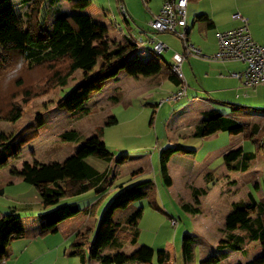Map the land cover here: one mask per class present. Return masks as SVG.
<instances>
[{"label": "rangeland", "instance_id": "rangeland-1", "mask_svg": "<svg viewBox=\"0 0 264 264\" xmlns=\"http://www.w3.org/2000/svg\"><path fill=\"white\" fill-rule=\"evenodd\" d=\"M92 1L102 4L104 9L102 14L94 15L93 20H101L113 35H121L120 32L128 35L125 21L133 29L142 28L147 33L140 34L144 40V48L131 47L130 52L136 50L149 58L152 45L147 38L165 43L161 39L170 37L181 46L178 36L156 33L149 26L151 11H154L159 0H134L132 4L137 20L121 15L118 9L120 0ZM253 1L202 0L200 4L209 11H215V20L238 24L231 17L236 9L231 11V7L235 8L236 3L242 2L250 5ZM46 4L47 15L44 22L50 27L56 5L50 0ZM193 6L188 3L189 11L186 16L190 25L193 18L189 13L191 8H195ZM260 12L257 18L264 26V8ZM253 16L254 20L249 24L252 23L257 29V18L254 14ZM205 24L204 21H199L192 28L191 40L197 46L216 38L214 29L206 28ZM166 45L169 49L161 57H157L163 60L161 72L157 76L134 77L123 70L119 71L101 88L90 92L84 103L83 115L79 118H72L71 111L59 107L58 103L79 82L105 66L103 59H99L88 70H76L66 85L31 101L17 120L0 121V131L8 135H14L28 124H32L34 128H29L38 133L35 139L23 147L18 158L11 159L8 164L0 167V218L14 213L21 219L23 232L28 238L11 240L15 249L21 248L16 244L26 249L19 254L18 264H99L96 260L89 262L88 258L92 239L98 230L104 228L100 218L118 191L134 183L150 180L152 186L149 194L115 210L112 219L123 222L136 209L142 208V215L134 227L138 234L137 243L134 246L126 244L120 252L134 258L139 248L149 246L154 251L153 264L158 262L160 249L168 251V264H203L211 255H218L219 246L227 242L224 219L231 210L232 203L247 201L249 194L257 201H264V137L258 147L250 138L244 139L240 132L219 131L205 137L194 135L195 126L201 121L202 111L212 109L230 114L240 122H256L264 127V86H259L254 91V87L243 85L237 92L239 96L218 90L222 87L218 83L220 74L227 76L230 70H241L245 65L236 61H215L210 58L212 54L208 55L203 51L201 56L191 54L183 58L184 65L180 69L185 78V94L177 98L174 94L178 87L166 77L167 64L170 63L171 55L177 51ZM177 53L180 54L181 51ZM212 64H225V68L213 70L210 67ZM223 78L226 80L231 77L228 75ZM230 104L243 107L239 112H234ZM110 117H115L116 122L107 124ZM98 127L103 128L102 140L112 155L109 165L112 168L111 176L114 175L107 180L106 191L101 198L97 197L94 190H89L76 196L64 195L55 203L43 204L40 195L31 184L23 180L22 175H12L13 168L21 170L26 162L31 165L60 162L76 154L87 138L96 135ZM70 131L77 133L75 140L62 137L63 133ZM175 144L194 152H177L170 157L168 173L173 182L169 186L161 175L160 152ZM237 148L256 153L246 171L231 170L226 165L224 154ZM87 161L99 171L108 165L94 155L88 156ZM202 189L205 192L197 195L193 192ZM182 202L198 209V213L186 211ZM65 203H75L80 211L62 221L57 231L46 233L42 237H28L32 236L31 229L38 225L41 213ZM153 203L158 208L152 206ZM172 220L176 223L172 224ZM186 233L195 236L191 260L184 256L181 249ZM249 246V250L246 248V255L228 252L226 259L211 261L209 264H237L238 260L243 262L258 255V249L261 248L258 243L250 241ZM73 249L78 250L76 255L69 254ZM108 250L105 248L103 251ZM128 264L138 263L131 260Z\"/></svg>", "mask_w": 264, "mask_h": 264}, {"label": "trees", "instance_id": "trees-1", "mask_svg": "<svg viewBox=\"0 0 264 264\" xmlns=\"http://www.w3.org/2000/svg\"><path fill=\"white\" fill-rule=\"evenodd\" d=\"M47 1L27 0L26 13L19 15L14 11L11 0H0V121L17 120L31 101L66 85L76 70H88L99 59L104 60L105 66L79 82L58 103L59 107L71 111L72 118L83 115L84 103L90 92L101 88L119 71L123 70L134 77H154L161 72V58L160 60L151 55L148 60L141 61L136 53L130 52V48L135 47L131 35L124 37L122 43H116L108 36L106 26L93 20L87 13L57 9L54 11L51 26L47 27L44 22ZM198 1L187 0V4ZM89 2L75 0L71 7L82 10ZM195 20L205 21L208 27L212 26L207 14H198ZM167 78L176 87H180L181 82L171 72L169 64ZM230 105L234 112H239L243 107ZM115 122L116 118L110 117L107 124ZM29 127L34 128L32 124H28L14 135L0 131V167L8 164L11 159L18 158L23 147L37 137V131ZM102 131L103 128L98 127L96 135L87 138L76 154L68 156L62 162L33 165L26 162L21 170L13 168L12 175H22L23 180L31 184L40 195L43 204L55 203L64 195L76 196L89 190H94L100 198L106 191L111 166L108 165L100 172L87 161V157L94 155L106 163L111 161L112 155L102 140ZM219 131L240 132L244 139L250 138L258 147L264 137V127L256 122H240L232 115L214 109L202 111V118L195 126L194 135L205 137ZM62 137L75 140L77 133L65 132ZM177 152L191 154L194 151L180 144L161 150L160 171L167 185L171 184L167 164L170 157ZM255 154L254 151L237 148L225 153L224 159L229 169L246 171ZM151 186L150 180L125 186L110 200L100 218L104 228L96 232L89 245V262L96 260L99 264H128L134 260L138 264H153L154 251L149 246L139 248L134 258L120 252L126 244L136 245L138 234L134 227L142 215V208L136 209L123 222L112 219L115 210L126 207L132 200L146 197ZM193 192L197 195L205 190ZM181 205L189 213H198V209L190 204L182 202ZM152 206L158 208L155 203ZM79 211L75 203H65L42 213L40 233L57 231L60 222ZM237 229L242 233H235ZM224 233L227 242L221 247H226L229 251L241 250L246 241L252 240L263 249L261 255L242 264H264V201H257L249 194L247 201L233 202L224 219ZM22 235V223L14 213L0 218V260L6 257V248L11 240ZM194 240V236L188 233L183 236L181 249L188 260L192 257L191 247ZM105 248L118 252H104ZM77 253V249L69 252L70 255ZM158 255L159 259L155 264H168L166 250H158ZM225 256L226 254L222 255ZM219 259L214 256L202 263L209 264Z\"/></svg>", "mask_w": 264, "mask_h": 264}, {"label": "built area", "instance_id": "built-area-1", "mask_svg": "<svg viewBox=\"0 0 264 264\" xmlns=\"http://www.w3.org/2000/svg\"><path fill=\"white\" fill-rule=\"evenodd\" d=\"M121 15H127L126 6L118 5ZM187 0H164L158 12L149 21L150 28L157 33H170L178 36L183 45V52H174L171 55L170 70L180 80L181 84L174 96L177 98L185 94V78L180 66L183 58L189 55L201 56V51L195 48L188 38L186 26ZM232 19L239 22L235 28L218 32L216 35V50L210 57L215 61L241 62L245 67L240 71H231L229 76L241 81L245 86L254 87L264 84V44L253 40L248 30V20L240 12H234ZM152 48L149 54L154 57L162 56L169 47L154 38H147ZM135 47L144 48V40L137 36L134 38ZM172 224L176 222L171 221Z\"/></svg>", "mask_w": 264, "mask_h": 264}, {"label": "crops", "instance_id": "crops-1", "mask_svg": "<svg viewBox=\"0 0 264 264\" xmlns=\"http://www.w3.org/2000/svg\"><path fill=\"white\" fill-rule=\"evenodd\" d=\"M50 1H52L53 2V4H55L56 5V7L54 8L55 10H57V9H60V10H66V11H68V12H72V13H81V12H84V13H87V14H89L92 18H93V16L94 15H96V16H98L99 14H102V12L104 11V9H103V5L102 4H100V3H98V2H93L92 0H89L90 2H89V4L87 5V7H85L84 9H82V10H80V9H78V8H72L71 7V4H72V2L73 1H75V0H50ZM163 1L164 0H159V3L155 6V9H154V11H151V17L149 18V21L153 18V16L158 12V10H159V8H160V6H161V4L163 3ZM202 0H199L198 2H188V3H190L191 5H194L193 7H195V8H191L190 9V17L191 18H193V22L191 23V25L189 24V21H188V18H187V16H186V26H187V29H188V31H189V33H188V38H189V41L191 42V44L195 47V48H197V49H199L201 52H203L204 51V53L205 52H207V53H205V54H213L214 53V51L216 50V38L214 39V41H212V42H204V43H201L200 44V46H197V45H195L193 42H192V40H191V34H192V28L194 27V25L196 24V22H199L200 20H195V16L196 15H198V14H201V13H204V14H207L208 15V17L210 18V20H211V22H212V26L211 27H208L207 26V23L205 24V27L206 28H208V29H214V31H215V35H217V33L218 32H222V31H226V30H229V29H232L231 27H233V28H235V27H237L238 25H239V22H238V24H235V22H232V21H225V22H221V21H217V20H215V18H214V15L213 14H215V11L212 9H210L211 11H209V9L208 8H206V7H204L203 5H201L200 4V2H201ZM11 2H12V4H13V9H14V11L17 13V14H19V15H24L25 13H26V11H27V9H28V2H27V0H11ZM117 2H119V0H117ZM134 2V0L132 1V0H120V2H119V4L120 3H123L125 6H126V9H127V15L131 18H137L136 16V13H135V8L133 7V3ZM133 3V4H132ZM98 4V5H97ZM264 6V0H254L252 3H250V5H248V4H246V2H242V3H236L235 4V8H234V6L233 7H231V11L233 10V9H236V12H240L244 17H246L247 18V20H248V30H249V33H250V35H251V37L253 38V40L255 41V42H257V43H259V44H264V26L259 22V20H258V18H257V15H258V13L260 12V9L261 8H264L263 7ZM187 8H188V4H187ZM44 11L46 12L45 14L47 15V4H46V7H45V9H44ZM189 11V8L187 9V12ZM235 12V11H234ZM49 13V12H48ZM261 13V12H260ZM253 14L255 15V17L257 18V25H258V28L257 29H255L254 27H253V25H252V23L251 24H249V22L250 21H252V20H254V16H253ZM131 18V19H132ZM137 20V19H136ZM134 21V20H133ZM234 21H236V20H234ZM99 23H101V24H103V22L101 21V20H99L98 21ZM134 22H136V21H134ZM125 23V26H126V31L128 32V35H131L133 38H136L138 35L139 36H141L140 34H142V33H145L146 35H147V33L144 31V29H142V28H139V29H133L129 24H128V22L127 21H125L124 22ZM104 25V24H103ZM106 28H107V34H108V36L111 38V40H113L114 42H117V43H121V42H123V39H124V37H126V36H128V35H123L122 34V32H120L121 33V35L120 34H118V35H113L112 33H110V31H109V29H108V27L106 26ZM221 28V29H220ZM223 28H225L224 30H223ZM217 30V31H216ZM157 33V32H156ZM116 36H118V37H116ZM206 37H207V35H205ZM116 38V39H115ZM164 39V40H163ZM162 41H164L166 44H168L169 46H171L175 51H181V53L183 52V45H182V42H181V46L179 47V45L176 43V42H174L170 37H163L162 39H161ZM166 40V41H165ZM210 45V47H207V45ZM135 48V47H134ZM132 53H136L138 56H139V58H140V60L141 61H146V60H148V58H146L145 57V55L144 54H141V52H137L136 50L135 51H131ZM204 54V55H205ZM171 58V57H170ZM167 64V63H166ZM181 65H184V61H182V63H181ZM210 67L214 70V69H217L218 67H219V69H223V68H225V64L224 65H222V64H216V66L214 65V64H212V65H210ZM167 70H168V64H167ZM242 70V69H241ZM231 71H240V70H235V69H232V70H230L229 72H231ZM167 74H168V72H167ZM167 74H166V77H167ZM229 75V74H228ZM227 75V76H228ZM227 76H223L222 74H220V76H219V82L218 83H220V84H222L221 86V88H219L218 90H220V91H224V92H226V93H231V94H234V96H239V94L237 93V92H239L240 91V87L241 86H243V84L242 83H240L241 81L240 80H238V79H236V78H229V79H226V80H224L225 78H223V77H227ZM155 77V76H154ZM230 77V76H229ZM236 79V80H235ZM221 80H224L223 82H221ZM238 81V82H237ZM174 85V84H173ZM175 86V85H174ZM259 86H264V84H259V85H256V86H254V88H255V90L254 91H257V89H258V87ZM176 87V86H175ZM246 87V86H245ZM208 91H210V89L208 90ZM230 107H231V105H230ZM231 109H232V107H231ZM233 110V109H232ZM67 158V157H66ZM255 159V158H254ZM55 162V161H54ZM60 162H62V161H60ZM111 162V161H110ZM109 162V163H110ZM109 163H108V165H109ZM107 165V166H108ZM107 166L104 168V170L107 168ZM167 166H168V164H167ZM104 170H102V171H104ZM102 171H100V172H102ZM111 173H112V168H111ZM168 175H169V173H168ZM110 177H112L111 176V174L109 175V173H108V179L110 178ZM113 177H114V175H113ZM112 177V178H113ZM169 177H170V175H169ZM111 179V178H110ZM170 179H171V177H170ZM172 182H173V180L171 179V184H172ZM170 184V185H171ZM169 185V186H170ZM101 198V197H100ZM42 202V201H41ZM42 214V213H41ZM40 214V215H41ZM40 215H39V217H38V225H36V226H34L32 229H31V231H30V234H32V236H28V237H31V238H34V237H42L43 235H45V234H41L40 232H41V230H40V225H39V223H40ZM16 216V215H15ZM18 217V216H17ZM19 219V218H18ZM20 222L22 223V221H21V219H20ZM61 223V222H60ZM59 223V224H60ZM59 224H58V226H59ZM58 226H57V229H58ZM237 232H235V233H239V234H241L242 233V231L240 230V229H237L236 230ZM27 235H26V233H25V231L23 232V235L21 236L22 238H24V239H28L27 237H26ZM21 237H19V238H21ZM194 238H195V236H194ZM16 239H18V238H16ZM19 241V240H18ZM22 241V240H21ZM252 241H254V240H252ZM249 242L250 241H246L245 242V245H244V247L241 249V250H237V251H229L226 247H221V246H219L220 247V251H219V254L218 255H211V257L210 258H212V257H214V256H218L220 259H219V261L220 260H223V259H226L227 258V256H228V252H239V253H241L242 255H246L247 253H248V250H249ZM18 243H20V242H18ZM194 243H195V240H194ZM193 243V244H194ZM259 245V244H258ZM16 246H19V247H21L22 248V245H20V244H16ZM25 246V245H24ZM18 248V247H17ZM19 248V249H15V247H14V243L13 242H10L9 243V245L7 246V248H6V257L5 258H3L2 260H0V264H18V261H19V259H18V257H19V254L21 253H24L25 252V247L24 248ZM246 248L248 249V250H246ZM167 251V250H166ZM168 252V251H167ZM262 252H263V249L262 248H259L258 249V255H256V256H254V257H252L251 259H253V258H255V257H257V256H259V255H261L262 254ZM223 254H226V256L225 257H222V255ZM209 258V259H210ZM251 259H247L246 261H248V260H251ZM168 260H169V253H168ZM191 260V259H190ZM236 260H238L237 258H236ZM205 261V260H204ZM246 261H243V262H240L239 260L237 261L238 263H245ZM169 262V261H168ZM237 263V264H238Z\"/></svg>", "mask_w": 264, "mask_h": 264}]
</instances>
